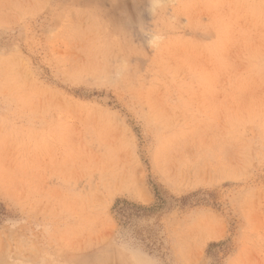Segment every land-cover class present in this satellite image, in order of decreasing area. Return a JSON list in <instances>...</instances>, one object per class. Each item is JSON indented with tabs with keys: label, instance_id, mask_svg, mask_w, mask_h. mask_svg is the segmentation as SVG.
Wrapping results in <instances>:
<instances>
[{
	"label": "rangeland",
	"instance_id": "obj_1",
	"mask_svg": "<svg viewBox=\"0 0 264 264\" xmlns=\"http://www.w3.org/2000/svg\"><path fill=\"white\" fill-rule=\"evenodd\" d=\"M0 264H264V0H0Z\"/></svg>",
	"mask_w": 264,
	"mask_h": 264
}]
</instances>
